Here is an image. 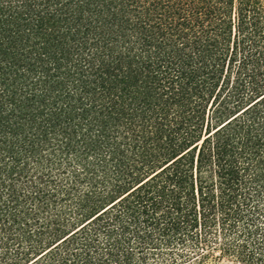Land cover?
Returning <instances> with one entry per match:
<instances>
[{
    "label": "trees",
    "instance_id": "obj_1",
    "mask_svg": "<svg viewBox=\"0 0 264 264\" xmlns=\"http://www.w3.org/2000/svg\"><path fill=\"white\" fill-rule=\"evenodd\" d=\"M264 264V0H0V264Z\"/></svg>",
    "mask_w": 264,
    "mask_h": 264
},
{
    "label": "rangeland",
    "instance_id": "obj_2",
    "mask_svg": "<svg viewBox=\"0 0 264 264\" xmlns=\"http://www.w3.org/2000/svg\"><path fill=\"white\" fill-rule=\"evenodd\" d=\"M222 264H230V263H228V262H223Z\"/></svg>",
    "mask_w": 264,
    "mask_h": 264
}]
</instances>
